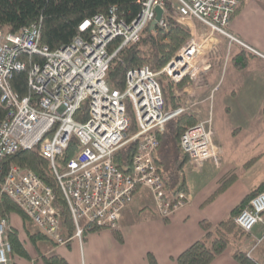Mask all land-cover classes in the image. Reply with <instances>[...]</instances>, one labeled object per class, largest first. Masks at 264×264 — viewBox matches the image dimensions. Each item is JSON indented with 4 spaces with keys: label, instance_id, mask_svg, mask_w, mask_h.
<instances>
[{
    "label": "built area",
    "instance_id": "2783aa9c",
    "mask_svg": "<svg viewBox=\"0 0 264 264\" xmlns=\"http://www.w3.org/2000/svg\"><path fill=\"white\" fill-rule=\"evenodd\" d=\"M244 0H147L139 16L126 22L112 6L105 14L95 15L78 27L72 42L52 51L42 45L40 26L24 27L16 34L0 31V197L8 196L44 235L59 246L73 240L80 244L86 228L118 229L120 213L140 188L149 189L161 219H168L190 201L185 192L174 197L167 194L165 183L154 162L159 135L177 117L191 112L190 105L166 111L160 75L171 82L175 94L182 95L184 86L194 84L211 70L207 43L216 38L236 43L253 55L264 58L230 33L233 15ZM156 8L162 11L157 27L165 28L170 8L179 24L197 22L204 34L190 35L160 71L144 66L126 73L123 90L112 88L107 80L110 62L125 46L139 42L142 33L156 19ZM120 40L112 54L110 47ZM22 56L38 57L30 67L27 86L30 94L19 97L10 80L25 69ZM218 57L217 59H219ZM216 59V58H215ZM184 81L185 85L181 86ZM86 105L88 119L76 120ZM133 114L136 131L129 133ZM207 121L187 129L180 138V149L189 163L200 169L211 161L218 170L220 151L212 140ZM78 151L60 167L71 141ZM135 144L137 152L129 174L114 164V155L123 147ZM39 146L40 155L50 164L58 187L68 207L74 235L66 240L61 234V212L54 207V194L49 185L33 171L12 166L2 180V161L19 151ZM264 193L252 198L235 218L245 233L264 222ZM83 223V225H82ZM8 220H0V264H9L11 245L7 241Z\"/></svg>",
    "mask_w": 264,
    "mask_h": 264
},
{
    "label": "trees",
    "instance_id": "16d2710c",
    "mask_svg": "<svg viewBox=\"0 0 264 264\" xmlns=\"http://www.w3.org/2000/svg\"><path fill=\"white\" fill-rule=\"evenodd\" d=\"M147 0H0V31L4 34H15L24 27L36 23L40 26V43L49 47L52 51L69 45L79 34L78 27L87 19L95 15L105 14L108 9L115 6L126 22L135 20L142 8V3ZM244 1L235 11L233 18L243 10ZM165 17V28L157 27L150 32L146 29L138 43L129 44L122 48L111 60L107 72V80L112 88L123 90L126 73L132 69L144 66L149 67L153 72H160L177 53V51L189 40L190 35L177 22L170 8ZM120 45V40L114 42L109 53L112 54ZM240 55L245 58L238 64V70L248 67L249 60L255 58L245 50ZM247 55V57H246ZM25 69L16 73L10 80L12 90L24 97L30 94L27 79L30 67L33 63L40 62L38 57L22 56ZM157 81L161 87L166 111H173L180 106L181 101L173 95L172 84L169 79L160 75ZM187 81L181 85H185ZM4 109L0 105V118L4 116ZM127 115L131 126L129 133L136 131L135 120L128 105ZM88 119V110L83 105L76 116V120L85 122ZM262 121L264 124V106L262 109ZM197 119L189 114H183L170 121L159 135V146L154 154V162L165 183L166 192L175 195L185 190L182 168L188 157L180 149V138L183 133L197 124ZM78 151L76 140L71 141L63 158L60 160V169L74 157ZM137 152L135 144H129L120 149L113 158L114 164L125 174L131 171L132 160ZM12 166L33 171L41 180L49 185L54 194V207L61 212V234L68 240L74 235L72 219L58 187L50 164L44 160L39 151V146L31 151H19L14 155L7 156L2 161V180L8 174ZM235 175L225 176L220 180L219 188L208 199L210 202L223 193L234 181ZM264 193V181L253 189L239 204L233 207L229 216L217 225L208 221H202L200 227L204 233L203 237L190 245L176 259V264H211L220 255L231 250V257L238 264H261L253 252L248 253L249 246L246 241L250 234L241 230L234 222L239 213L247 208L250 200L256 195ZM12 216L20 219L26 240H22L19 230L12 224ZM264 218V214H263ZM7 219L9 226L7 230V241L11 245V260L9 264H18L17 259L26 263L32 262V256L27 244L32 245L36 252L38 264H69L60 255H46L39 249L40 242L50 240L31 220L19 209V207L8 196L0 197V220ZM168 220V219H166ZM165 220V221H166ZM102 229L97 227L86 228L83 241ZM114 238L122 243L123 239L118 229L110 230ZM70 243V242H69ZM69 243L65 245L69 246ZM264 245V240L261 242ZM243 245V247H241ZM148 264H158L155 256L151 253L146 256Z\"/></svg>",
    "mask_w": 264,
    "mask_h": 264
},
{
    "label": "crops",
    "instance_id": "0c3cea01",
    "mask_svg": "<svg viewBox=\"0 0 264 264\" xmlns=\"http://www.w3.org/2000/svg\"><path fill=\"white\" fill-rule=\"evenodd\" d=\"M182 26L188 29L192 35L200 37L204 34V29L197 22H188ZM230 33L235 39L264 57L263 3L259 0H244L243 10L232 18ZM214 44H217L215 45L216 49H220L221 54L219 59L213 60V67L205 75L204 84L199 83L197 86L190 84L182 88L184 101L188 98L193 101V98L196 97V106H198L196 110L201 113L200 121L207 120L206 114L210 113L211 116V111H215L217 108H221L229 114L233 111L243 113L247 111V107H237L234 104L238 96L242 94L240 93L242 85L240 81L253 64L258 62L264 66V58L255 57L249 60L246 69L238 70V64L245 58L244 55H240L244 49L235 43L229 45L228 40L223 38H216L207 43L209 48L214 47L212 46ZM222 71H225L226 74L220 84ZM226 83L228 84L223 93L220 92ZM188 102H185L184 105ZM244 119L246 124L251 123V119L246 115H244ZM236 125L237 127L232 133L234 135L242 133V123L239 122ZM223 156L224 153L220 156L221 163L218 170H215L211 161H206L200 169H195L187 159L182 168L185 185V190L182 192L189 195L190 201L173 213L168 220L161 219L155 209L152 212L142 210L145 205L139 202L144 196L142 194L139 195L140 199L135 202L138 203V206H134V198L138 197V194L143 190L140 188L134 194L131 203L119 216L118 231L121 233L122 243L114 238L110 230H102L89 235L82 244L73 240L66 247L46 242L42 251L46 255H60L69 264H148L146 256L149 253L155 256L158 264H176L175 259L190 245L203 237L204 233L200 227L202 221L217 225L229 216L234 206L264 181L254 184L255 182L250 179L242 180L239 178L236 168H232L225 162ZM255 159L248 161L244 166L250 167L248 164L254 162ZM230 175H235L231 185L219 196L207 202L219 188L220 180ZM14 226L16 227V225ZM253 230L247 240L249 243L248 253L253 252L261 263L264 261V245L261 243L264 240V222L261 223L260 228ZM250 239L254 243L251 244ZM29 251L31 250L29 249ZM16 262L18 264H38L35 257L31 263L19 259ZM211 264L238 263L231 257V250L228 249Z\"/></svg>",
    "mask_w": 264,
    "mask_h": 264
},
{
    "label": "rangeland",
    "instance_id": "374dc122",
    "mask_svg": "<svg viewBox=\"0 0 264 264\" xmlns=\"http://www.w3.org/2000/svg\"><path fill=\"white\" fill-rule=\"evenodd\" d=\"M259 1L264 5V0ZM182 28L186 32L188 31V29L185 27L182 26ZM220 52V49L217 50L215 48L214 50L212 49L209 51L208 60L211 64V68L213 67V60L215 61V58L217 59L220 56ZM222 73L223 74L220 84L223 81L224 74H226L225 71H222ZM204 77L205 76H201L199 80L194 83V85L197 86L199 83L204 84ZM241 82L242 85L240 93L242 94L238 96L234 104L237 105V107H247V111H244V113L233 111L231 114H229L225 110L217 108L215 111H211V116L210 113L206 114L208 119L204 121L208 122L213 136L212 140L218 146L220 156L224 153V161L227 162L232 168H236L239 178L242 180L250 179L252 182H255L254 184H258L264 180V125L262 123V108L264 106V66L262 64H258V62L253 64L250 68H248L240 83ZM227 84L228 83L222 86V90L220 92L223 93V90L226 88ZM172 92L173 95L181 101L179 107L185 104V102L189 101L186 105H190L192 108L191 112L187 114L194 116L197 119V122H200L199 117L201 113L196 110L198 107L196 106V97L193 98V101L191 98H188V100L184 101L183 95L179 96L178 94H175L173 86ZM244 115L251 119L250 124L245 123ZM211 118L213 119V123ZM235 122L238 124L239 122L242 123V133L237 135L232 134L233 130L237 127V123ZM254 158H256L255 161L248 164L250 167L244 166L248 161L250 162ZM142 189L143 190H141V192L138 194V197L134 198V200L136 198L137 199L135 201L133 200V203L138 201L140 199L139 195L142 194L144 195V199L141 197L142 200L139 201L140 203L145 204L144 207H142V210L146 212H152L155 209L156 211L152 192L147 188ZM134 206L137 207L138 203H135ZM11 222L13 225H16V228L19 230L21 239L23 241L26 240L23 225L20 219L16 216H12ZM260 225L261 224L256 225L254 229L256 230L260 228ZM29 228L34 230L33 228H35V226L32 227V225H30ZM249 241L251 244L254 243L252 239ZM248 244L249 243H247V245ZM45 245L46 242H40L38 247L40 250H42ZM27 247L31 250L30 254L32 259L33 257L36 258V252L33 246L27 244ZM241 247H243V245H241ZM261 264H264V261H262Z\"/></svg>",
    "mask_w": 264,
    "mask_h": 264
},
{
    "label": "water",
    "instance_id": "95a60500",
    "mask_svg": "<svg viewBox=\"0 0 264 264\" xmlns=\"http://www.w3.org/2000/svg\"><path fill=\"white\" fill-rule=\"evenodd\" d=\"M155 13H156V19L151 23L149 27L150 32L155 30L158 22L161 20V17H162V11L159 8H156Z\"/></svg>",
    "mask_w": 264,
    "mask_h": 264
},
{
    "label": "bare ground",
    "instance_id": "6f19581e",
    "mask_svg": "<svg viewBox=\"0 0 264 264\" xmlns=\"http://www.w3.org/2000/svg\"><path fill=\"white\" fill-rule=\"evenodd\" d=\"M16 34V33H15ZM236 44V43H235ZM34 57V56H33Z\"/></svg>",
    "mask_w": 264,
    "mask_h": 264
}]
</instances>
